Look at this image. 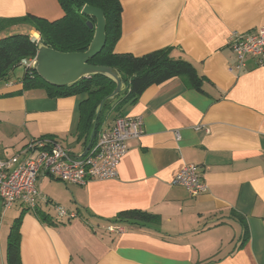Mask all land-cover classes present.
<instances>
[{
	"label": "crops",
	"instance_id": "1",
	"mask_svg": "<svg viewBox=\"0 0 264 264\" xmlns=\"http://www.w3.org/2000/svg\"><path fill=\"white\" fill-rule=\"evenodd\" d=\"M121 2L115 51L142 56L170 47L204 77V91L181 77L149 86L126 111L143 116L145 133L130 140L119 176L83 186L40 179L41 194L78 216L49 224L16 203L18 210L0 219V264H8L9 234L19 218L22 264H264V68L251 57L240 74L231 71L236 57L228 42L233 31L264 28V0ZM29 14L55 20L64 11L58 0H0V38L30 31L20 21ZM21 78L0 81V124L10 127L0 132V155L40 136L81 154L75 134L88 95L50 97L23 89ZM190 163L209 186L197 197L172 184ZM51 207L39 200L37 210L56 220ZM124 210L158 220L108 231L102 219Z\"/></svg>",
	"mask_w": 264,
	"mask_h": 264
},
{
	"label": "trees",
	"instance_id": "2",
	"mask_svg": "<svg viewBox=\"0 0 264 264\" xmlns=\"http://www.w3.org/2000/svg\"><path fill=\"white\" fill-rule=\"evenodd\" d=\"M64 15L55 20L29 14L20 21L30 26V31L17 32L0 38V81H9L18 67L24 68L22 76L23 89H44L50 97L87 94L88 97L80 103V120L75 139L85 148L93 146L100 130L106 122L112 121L118 115L126 114L130 106L135 104L142 93L151 85L162 84L172 78L181 77L189 86L203 90L204 77L189 61L172 55V48H164L135 56L130 53H118L115 46L122 35L123 4L121 0H58ZM85 5L102 9L107 19V42L103 50L90 63L111 66L120 71L125 82V88L115 98L105 101L98 117L95 137V119L100 103L116 88V83L106 76L96 74L82 78L78 82L57 87L43 80L34 68H25L21 64L23 58L35 57L38 46L31 40V31H37L41 42L60 52L86 51L95 36V28H91L84 19L82 10ZM94 22V18L88 17ZM36 214L49 224H60L62 220L51 219L47 214L36 211ZM158 216L142 210H124L115 218L102 219L104 223H120L136 227L147 226L156 222ZM21 232L20 218L13 224L7 249L8 264L21 262Z\"/></svg>",
	"mask_w": 264,
	"mask_h": 264
},
{
	"label": "built area",
	"instance_id": "3",
	"mask_svg": "<svg viewBox=\"0 0 264 264\" xmlns=\"http://www.w3.org/2000/svg\"><path fill=\"white\" fill-rule=\"evenodd\" d=\"M31 40L37 45L40 34L31 31ZM235 63L231 71L240 74L251 57L264 68V28L257 31H233L228 40ZM35 57L23 58L25 68H34ZM208 130V129H207ZM145 133L144 118L141 115H118L113 123L100 130L97 140L82 157L72 147L66 146L51 136L34 137L22 149L11 156L0 155V213L22 203L30 210L37 211L39 200L46 204L52 201L41 194L38 181L43 177L60 180L66 185H86L91 180L113 179L119 176V166L129 151V142ZM179 136V134H178ZM172 184L184 186L191 196L197 197L208 191L200 166L185 164L172 179ZM56 219L76 218L78 213L64 206L54 204ZM108 231L125 232V224L109 223Z\"/></svg>",
	"mask_w": 264,
	"mask_h": 264
},
{
	"label": "water",
	"instance_id": "4",
	"mask_svg": "<svg viewBox=\"0 0 264 264\" xmlns=\"http://www.w3.org/2000/svg\"><path fill=\"white\" fill-rule=\"evenodd\" d=\"M82 13L88 25L96 30L89 48L83 52H60L47 46L44 42H40L34 69H36L38 75L43 80L57 87L69 86L82 78L96 74L106 76L116 83L115 90L104 98L98 107L94 130L91 134V139L93 140L96 133L97 120L105 101L115 98L123 91L125 82L118 69L89 62L90 59L97 56L103 50L107 42V19L102 9L91 5H85ZM88 17L94 18L96 21L94 22L92 19H88ZM90 146L91 143L78 156H84L89 151Z\"/></svg>",
	"mask_w": 264,
	"mask_h": 264
},
{
	"label": "rangeland",
	"instance_id": "5",
	"mask_svg": "<svg viewBox=\"0 0 264 264\" xmlns=\"http://www.w3.org/2000/svg\"><path fill=\"white\" fill-rule=\"evenodd\" d=\"M15 22H18L17 20H14ZM18 25H20L21 24V22H18L17 23ZM24 68L23 67H18L15 71H14V74H12L13 76H12V78L14 77H18V76H23L24 75ZM16 75V76H15ZM3 82H5V81H3ZM108 122H106L105 124L106 125H108L107 124ZM5 128H6V125L5 124H0V132L2 133V132H4L5 133V135H7L8 134V132H10L9 131V129H10V127H8V129H7V131H5ZM29 143V141L28 142H26L25 144L23 143V144H18L19 145V147L17 148V149H22L26 144H28ZM82 150V145H78V146H76V151L77 152H80ZM44 178V177H43ZM46 178V177H45ZM41 180H42V178H40ZM40 179H39V181H40ZM54 182H61L60 180H57V179H52ZM39 181H38V187H39ZM64 184V183H63ZM51 205H53L54 206V204H53V202H51L50 203ZM57 205H61V204H57ZM19 206V205H18ZM63 206V205H62ZM65 207V206H64ZM10 209H8V211H6L5 213H4V215H3V217H0V219L1 220H4V219H8V218H10L11 217V214L12 213H15L16 212V210H18V208H12V211H9ZM51 211H55V214H56V210H55V208L54 207H51V209H50ZM0 216H1V213H0ZM56 217V216H55ZM3 218V219H2Z\"/></svg>",
	"mask_w": 264,
	"mask_h": 264
}]
</instances>
